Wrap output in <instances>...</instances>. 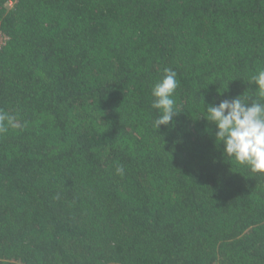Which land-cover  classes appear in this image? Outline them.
Returning a JSON list of instances; mask_svg holds the SVG:
<instances>
[{
  "label": "trees",
  "instance_id": "obj_1",
  "mask_svg": "<svg viewBox=\"0 0 264 264\" xmlns=\"http://www.w3.org/2000/svg\"><path fill=\"white\" fill-rule=\"evenodd\" d=\"M0 38V264H264V174L203 118L264 102V0H0Z\"/></svg>",
  "mask_w": 264,
  "mask_h": 264
},
{
  "label": "clouds",
  "instance_id": "obj_2",
  "mask_svg": "<svg viewBox=\"0 0 264 264\" xmlns=\"http://www.w3.org/2000/svg\"><path fill=\"white\" fill-rule=\"evenodd\" d=\"M177 73L171 68L163 70V76L152 88L151 107L159 111L153 121L156 131L161 125H168L178 114L174 94L179 86ZM249 83L258 86L257 92L264 99V69L250 78ZM242 96L231 100L224 99L219 104L207 103V113L203 117L215 126V145L222 146V155L247 166L253 173L264 174V102L250 99L246 102ZM14 115L0 111V133L17 128ZM118 175L124 174V167L117 166Z\"/></svg>",
  "mask_w": 264,
  "mask_h": 264
},
{
  "label": "rangeland",
  "instance_id": "obj_3",
  "mask_svg": "<svg viewBox=\"0 0 264 264\" xmlns=\"http://www.w3.org/2000/svg\"><path fill=\"white\" fill-rule=\"evenodd\" d=\"M2 42H3V41H2L1 38H0V44H2Z\"/></svg>",
  "mask_w": 264,
  "mask_h": 264
}]
</instances>
